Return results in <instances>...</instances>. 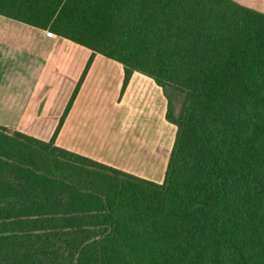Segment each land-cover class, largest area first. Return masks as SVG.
<instances>
[{
  "label": "trees",
  "instance_id": "16d2710c",
  "mask_svg": "<svg viewBox=\"0 0 264 264\" xmlns=\"http://www.w3.org/2000/svg\"><path fill=\"white\" fill-rule=\"evenodd\" d=\"M182 94L161 182L0 126V157L97 196L99 210L0 220V235L99 227L73 264H264V14L232 0H0ZM66 251V250H64Z\"/></svg>",
  "mask_w": 264,
  "mask_h": 264
},
{
  "label": "crops",
  "instance_id": "0c3cea01",
  "mask_svg": "<svg viewBox=\"0 0 264 264\" xmlns=\"http://www.w3.org/2000/svg\"><path fill=\"white\" fill-rule=\"evenodd\" d=\"M232 1L264 14V0ZM49 33L0 16V126L43 141L51 136L90 55L87 48ZM122 78L118 62L94 54L54 144L159 183L174 136L165 146L164 94L137 72L120 94ZM141 89L150 92L143 103Z\"/></svg>",
  "mask_w": 264,
  "mask_h": 264
},
{
  "label": "rangeland",
  "instance_id": "374dc122",
  "mask_svg": "<svg viewBox=\"0 0 264 264\" xmlns=\"http://www.w3.org/2000/svg\"><path fill=\"white\" fill-rule=\"evenodd\" d=\"M162 92L165 112L168 108L172 115H176L182 94L168 87ZM148 96L150 92L141 89L138 100L143 103ZM145 119L141 118L142 121ZM126 121L131 120L126 118ZM6 131L13 132L12 129ZM174 131L175 127L165 121L162 133L165 146ZM100 208L97 196L79 192L61 179L0 157V220L90 212ZM103 232L95 227L0 235V264H73L79 247Z\"/></svg>",
  "mask_w": 264,
  "mask_h": 264
},
{
  "label": "built area",
  "instance_id": "2783aa9c",
  "mask_svg": "<svg viewBox=\"0 0 264 264\" xmlns=\"http://www.w3.org/2000/svg\"><path fill=\"white\" fill-rule=\"evenodd\" d=\"M49 35L52 36V37L55 36V34H53V33H49Z\"/></svg>",
  "mask_w": 264,
  "mask_h": 264
}]
</instances>
